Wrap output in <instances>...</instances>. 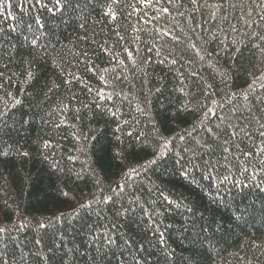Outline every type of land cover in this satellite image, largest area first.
I'll return each instance as SVG.
<instances>
[{"label": "trees", "instance_id": "1", "mask_svg": "<svg viewBox=\"0 0 264 264\" xmlns=\"http://www.w3.org/2000/svg\"><path fill=\"white\" fill-rule=\"evenodd\" d=\"M262 133L264 0H3L0 264H264Z\"/></svg>", "mask_w": 264, "mask_h": 264}, {"label": "snow or ice", "instance_id": "2", "mask_svg": "<svg viewBox=\"0 0 264 264\" xmlns=\"http://www.w3.org/2000/svg\"><path fill=\"white\" fill-rule=\"evenodd\" d=\"M37 2H39V0H37ZM148 2H150V0H148ZM193 2L195 3V0H193ZM3 3V0H0V4H2ZM55 4L57 5V6H60L61 5V0H55ZM56 11H59L60 10V7H57L56 9H55ZM163 12H168V9H163L162 10ZM178 39V38H177ZM233 135H235V133H233ZM262 135H264V133H262ZM225 151H227V149H225ZM4 231V229H0V232H3Z\"/></svg>", "mask_w": 264, "mask_h": 264}]
</instances>
